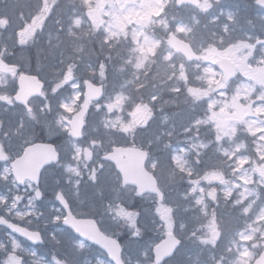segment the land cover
Listing matches in <instances>:
<instances>
[{
  "label": "rangeland",
  "instance_id": "obj_1",
  "mask_svg": "<svg viewBox=\"0 0 264 264\" xmlns=\"http://www.w3.org/2000/svg\"><path fill=\"white\" fill-rule=\"evenodd\" d=\"M82 1L87 2V0H79V7L72 8L73 13L69 16L68 25L58 23V32L61 33L59 39L53 34L47 36V38L43 36V33L48 35L46 30L45 32L42 31L43 24L36 30L39 32V36L42 35L40 39H43V41L41 42L40 40L35 42V45L40 44L42 48L36 50V64L34 63V65L37 66L40 56H43L44 62L39 65V68L36 67L32 69L31 72L33 73V71H35V75L44 83L45 92L39 99L35 100L34 104L31 103V108L33 109V106L35 107V115L34 113L31 116L23 114L24 111L21 109H14L15 106L11 102L12 95L15 93V88H12V86L15 85L14 81L20 73H25L28 68L26 65L27 59L22 52L24 50H21V48L18 49L20 51L17 53L16 58H6V63L0 58V147L1 144H6V142L11 139H17L19 144L25 139H27L25 143L31 142L34 139V127L36 142L42 140L47 142L57 139L58 144L56 149L60 153V160L62 163L57 164L44 174L43 179H41L40 187L43 193H52V189L60 183V181H57V183L54 182L52 170L54 169L56 173L61 172L64 177L63 189L61 190H63L62 192L67 201L72 204V211L77 212L78 209H75L74 203H79V206L82 207V210L79 212L81 214L87 206L83 204L87 202V198L96 200L95 202L89 201V203H92V211L95 212L96 206L102 205V198H112L116 200L119 196L118 193L114 194V188L111 184L112 182L109 183V178L107 182H104L106 181L105 176L109 174L106 172L103 176L99 174L102 179L98 176L100 169H96L95 166L100 152H105L106 148L110 149L113 145L126 143V139L132 136L133 133H141L147 130L145 133L148 134V146L152 147L153 152L161 151L165 153L166 150H161L160 147V144H162L161 140L165 135L167 139L170 138L171 141L173 140L172 134L176 127L171 124V119H177L176 117L168 119L163 115L161 116L162 120L159 121L157 120V114L155 121L149 123L154 113L159 110L155 109L151 114V109L147 107L148 103L139 106L133 103L131 98L126 94H118L115 91L113 93V87H106L104 88L105 95L106 97L108 95V97L105 98L100 105L91 109L92 111L88 115L86 129L84 130L83 141L79 144H75L72 140L66 138L67 127L64 121L68 120L71 114L76 111L82 95V85L77 81L78 72H82L85 76L87 75V78L84 76L83 79H89L91 81H93L96 72L99 73L98 77H96L98 81H104L106 76V74L104 75L98 72L101 65H94V58H91L90 62V57L87 58L86 56L84 60H81V57H79V55L84 52L83 47H79V42L84 43L87 35L83 32V26L92 27L93 30L91 33L93 34L97 32V29H99V31H104L106 36L99 37V40L103 38L104 41L111 35L129 30L127 33H130L131 38L138 44L136 51L140 55V59H142L140 62V65H142L143 61L148 58V55H151L156 46L160 44V41H154L152 39L151 34L153 30L150 31V35L144 34V30L150 29V24H152L153 21L152 17L163 8V5L171 2L170 0H109L108 4L111 7V12H104L97 8L98 0H94V6L86 7L84 14H82ZM208 3L209 1L206 0L204 4L205 12L212 9L207 6ZM49 8L48 4L46 9L48 10ZM65 10L69 11V7L65 8ZM102 15H104L105 18L103 22H100V18L103 17ZM229 16L231 15L229 14ZM171 21L169 22L171 23ZM257 21H259V19H252V23L258 30L259 27L256 26ZM86 22L88 24H85ZM6 23V20L1 19L0 29L7 28ZM16 23H19L18 20H16ZM37 23L38 22L35 21L32 22L31 25H36ZM167 26V24H164V27ZM178 31L182 32L180 29H178ZM173 32L178 34L176 30H173ZM32 33L35 35V32L32 31ZM27 38L28 36L24 37L23 41H26ZM73 38L77 40V45H75ZM1 40L3 42L5 40L2 34L0 43ZM255 40L259 41V39ZM256 41L254 42L255 44ZM241 44L242 43H238L223 54H220V52L213 48L196 49V52L198 51L199 66L202 68V76L208 84L221 83L220 74L213 67L214 61L221 57H228L232 62H235L237 66V78H245L248 84H241V82H239L232 88L230 95H219V98L215 99H211L209 93L216 87L204 88L203 91L195 87L194 89L191 88L190 92V94H195L198 100V96L200 95H208L209 97L207 98H210L207 104L209 119L204 121L200 120L195 123V126L199 124L207 127L210 123H214V126L211 127L212 130L209 129L208 135L210 131H215L214 133L217 134L218 137L215 135L214 139L217 140L216 143L218 146L215 149L213 148L212 151L214 154L216 153L218 155L223 153L222 159L226 161L233 160L235 169H232L230 173L232 180L226 181V179L219 175L215 176L212 173H208L200 180L201 184L193 182L194 184L184 191L187 192L186 194L180 193L177 196H168L166 204L168 206L167 209L171 211V215L168 218L164 219L161 216V211L164 209L161 206H156V208L152 207L151 210L146 213L136 214L135 219L133 218V222L136 226L150 225L147 229L151 238L145 243H125V247L127 248V251L125 249L126 264H152L149 262L150 248L152 246L151 242L153 239H155V241L158 240L156 239L157 237H159V239L162 238L166 233H172L183 241L181 249L175 256V259L168 264H200L203 260L208 264H251L252 259L257 257V254H255L256 250L258 248L260 250L263 246L264 106L258 104V101L261 103L263 98L260 95L254 96V94L258 87L264 86V78L259 68L251 70L240 63V56H237V51L235 49L241 48ZM85 47L88 48V43L85 44ZM253 49H255V47H253ZM32 52H34L35 55V49L32 50ZM2 54L3 50L0 52V56ZM132 55H136V53L132 52ZM161 55H164V51ZM19 56L24 67L19 65ZM168 57L167 55V58ZM178 70L179 77L183 78L180 73V68ZM54 79L56 81H54ZM154 97L155 96L151 97V100H153ZM202 98H200V102L203 100ZM131 103H133L132 109L128 112H123V109ZM159 128H162V130L159 131L160 134L154 136L155 131ZM5 130L10 131L9 133H4L3 131ZM1 132L4 134V140L2 139L3 134H1ZM122 133L126 134L124 138L120 135ZM237 135L239 139H235ZM221 138L228 139V144L230 146L229 151L218 142ZM184 141L187 140L184 139ZM86 150L91 152V160L85 157L84 151ZM248 150H251L253 157L250 158L238 155V152ZM20 153L21 151L19 154ZM183 154L184 152L173 154L174 160L172 162L176 167H166L165 169L164 167L166 165L157 169V166L155 167V162L157 164V158L159 156L149 154L147 169L152 174L154 173L158 176L159 179H161L159 174H162L165 181L161 179L162 185L159 184L163 191H167L181 181L180 179L182 177L173 178L177 168L190 176L191 173L186 169V161H182ZM69 160L73 161V165H65ZM81 168L85 171L90 168L94 170L96 174V177L87 185H84L83 188H81L82 181L80 178L82 177L83 180L87 181L88 177L81 175ZM108 171L110 172L109 177L115 179L116 175L109 169ZM0 181V186L9 185V187L13 188L14 193L20 192V190L14 188L8 169L4 165H0ZM255 182H257L255 184L257 189L256 191H252L250 186L254 185ZM103 183L105 190L104 194L109 195L103 196L102 194L101 197ZM25 191L26 190H23V193ZM27 191L30 192L29 189ZM90 191L95 194L91 195ZM123 192L124 201V196L128 197V194L131 192L128 190H124ZM197 195H199L201 200H199ZM196 196L197 199L196 202H194L193 198ZM189 197L192 198L194 204L191 203L190 206L182 210L179 209L176 205L177 202L180 199H187ZM205 198L214 204L213 208H207L206 201L204 202ZM149 199H147L146 202L152 204V201ZM216 203L221 206L225 205L228 210L232 211L230 214L234 218V222L230 220L225 230H232L235 225L240 229L234 232H223V234H221L218 228L224 225L225 220L230 217V214L226 215L225 220L221 219L220 222L214 219L212 215L216 210ZM10 204L11 208L17 206L23 208V211L15 213L14 218L21 223L32 226L31 220L26 221V218L30 217L33 212L30 210L34 207L33 199L26 198L22 200L19 197H14ZM3 205L4 200L0 197V209ZM194 209L196 210L194 218L193 216L187 217V214H189L187 211H194ZM118 217L121 219L119 215ZM42 224V230L46 231L47 224L44 222H42ZM36 225L39 224L35 223L33 226ZM104 225L106 224H102L101 227L105 228ZM107 227L110 229L108 225ZM133 228L134 225L132 226V229ZM213 230L218 231L223 236H220V241L217 244L209 240V234ZM48 233L44 232L46 242L48 241L50 244H55L56 238H54V236L58 235L60 232L55 231L51 236ZM6 238L9 241L4 249L11 252V256H13L12 253L20 255L19 259L11 258L10 264H23L25 259L22 256H26L31 260L35 259V252L33 250L25 249V246H22L21 243H17V241L11 240L8 237ZM0 248H2V246H0ZM217 257L218 260H216ZM35 264L47 263L42 260L40 262H35Z\"/></svg>",
  "mask_w": 264,
  "mask_h": 264
},
{
  "label": "trees",
  "instance_id": "obj_2",
  "mask_svg": "<svg viewBox=\"0 0 264 264\" xmlns=\"http://www.w3.org/2000/svg\"><path fill=\"white\" fill-rule=\"evenodd\" d=\"M48 4L50 8L46 11L45 7H47ZM44 5L42 4V0H0V22L1 19L6 20L8 27L6 32L3 34V31L0 29V38L1 34L2 37L4 35L5 38L4 42L1 40L0 48H4L5 52L9 54L16 51L19 47L21 48L23 46L22 36L26 34V31L35 29V25H31V23L35 21L43 24V27L48 34L47 36L53 34L59 39L60 33H57L59 28L58 22L62 23L65 19H67L69 12L61 10L58 7L56 8L55 4L52 7L51 0H45ZM224 5L225 6H223L222 9L214 15H196V17H194L195 14L190 12V16L193 17L194 20L192 22H185L184 25L186 29L191 30L194 33L191 39H193V44L198 48H214L220 52V54H223L226 49L233 45H237L240 42V33L244 31V27L246 25L243 18L247 14V11L244 13L245 9H241L242 6L234 4L232 0L228 1V4ZM224 13H231V16L225 15ZM242 15L243 17H241ZM230 18L231 20H229ZM16 20H18L19 23H16ZM32 42H34V38H29L25 44L27 47H32ZM126 51L127 50L119 48L118 52L110 56L111 62L104 63L103 66L108 70L109 74L115 78V86H113L116 87L115 90H118L117 88L119 87L120 89H123L124 86L126 90V85H130L131 88H129V92L135 90L137 91L136 94L144 96L140 97L141 100L139 101L142 105L146 103L144 101H148V99H151L152 96L156 95L157 91H155L153 86L152 88L151 85H145L144 80L149 77L148 75L145 76L144 72L148 71L142 72L141 69H136V66L134 65L136 56L135 59L131 61V59L125 55L127 53ZM96 57L99 59V56ZM8 59H10V57H8ZM30 61L33 62L31 56ZM156 61V64L163 65L160 60L158 61L157 59ZM189 66L190 65L185 62L183 63V78L179 77L176 67L170 72L167 68L166 75H168V78L171 81H174L175 83L180 82L179 85L182 83L181 80H184V89L189 88L192 80L201 81V79L197 78L201 74L200 71H197L196 69V71H191V67L189 68ZM30 68H32L31 65ZM96 76L97 75L95 74L93 77V81L95 83L99 82L98 79H96ZM81 78L82 76H79L77 77V80ZM54 81L56 80L54 79ZM199 89L202 90V87ZM214 93L215 92H210L209 94L210 96H213ZM186 95H188V93L184 95V103L187 99ZM173 96L177 97V94H173ZM205 98H202L203 101L200 103L201 107H199V111L197 110V117L200 119L206 116L205 110L203 109L206 105ZM185 106H191V101L185 103ZM53 142L58 144L57 139L53 140ZM129 144L140 145L142 148L150 150V147H148L145 142L140 144L137 141H130ZM210 151L211 147L208 150H197L194 152L197 157H195L192 167L195 169V173H198L200 176L206 174L208 169L218 170V168L213 167L211 164L213 157L210 156L212 155ZM151 153L159 154V160L161 159L159 162L166 165L164 168L168 167L170 157L172 156L171 152L165 151V153H163L160 151L154 153L151 151ZM174 176L177 177L176 172L174 173ZM173 189L178 191L177 187Z\"/></svg>",
  "mask_w": 264,
  "mask_h": 264
},
{
  "label": "water",
  "instance_id": "obj_3",
  "mask_svg": "<svg viewBox=\"0 0 264 264\" xmlns=\"http://www.w3.org/2000/svg\"><path fill=\"white\" fill-rule=\"evenodd\" d=\"M197 5L194 0H178V4ZM255 5L264 9V0L255 2ZM170 47L180 53L186 60H196V56L191 52L190 48L179 42L176 38L170 37L168 41ZM215 66L223 72V78L228 81L233 76V65L227 60H221ZM83 104L79 111L74 114L66 125L69 128L68 136L74 139H81V130L83 128V119L87 112V103L97 102L102 97V87L94 86L85 81L84 83ZM18 91L14 96V101L20 105L26 106L27 101L40 94L43 86L37 81L36 77L22 75L17 80ZM87 155L88 152H87ZM146 153L134 148H113L110 154H107L102 159L112 163L115 170L118 172L122 186H131L135 188V196L139 197L144 194H152L157 196L159 201H162V194L157 188L155 179L148 174L144 169L146 161ZM58 155L55 147L51 144H35L34 146L25 149L21 158L10 165L11 174L18 184H22L25 180L33 182L38 186L39 175L43 168L56 162ZM57 201L66 208V204L60 194L56 196ZM168 215L167 211L163 212V216ZM63 225L70 228L81 239L88 241L90 244L97 246L103 251L107 258L113 264H122L120 259L121 249L118 243L108 239L102 234H99L93 222L85 220H75L67 216ZM0 226L5 227L11 234L18 238L25 239L31 245L41 244L40 235L36 232H31L25 228L13 225L0 219ZM211 239L218 240V234L213 232ZM179 246V241L172 234H167L164 239L153 248L152 255L155 264H160L165 259L169 258L176 248ZM253 264H264V249Z\"/></svg>",
  "mask_w": 264,
  "mask_h": 264
},
{
  "label": "bare ground",
  "instance_id": "obj_4",
  "mask_svg": "<svg viewBox=\"0 0 264 264\" xmlns=\"http://www.w3.org/2000/svg\"><path fill=\"white\" fill-rule=\"evenodd\" d=\"M52 5H56V8H60L61 10H65V8L69 7V9L73 6H75L77 3H79V0H51ZM48 7V6H47ZM50 7V6H49ZM49 10V9H48ZM46 9V11H48ZM66 11V10H65ZM182 16V12H178L177 14H175L173 16V23L176 26L180 20ZM262 29L264 30V23H262ZM75 41V45H77V40L75 38H73ZM79 47H83V53L81 55H79V57H81V60L86 59L90 57V62H91V58L95 53H98L100 51L91 49V48H86L85 44L82 42H79ZM208 49V48H207ZM211 49V48H210ZM164 51V55H162L161 60L163 62L162 68L167 71V65L175 62V61H179L182 58H184L180 53L176 52L172 47H170V45H165L163 48ZM167 55L169 56L167 58ZM77 57V56H76ZM240 60L243 65L245 66H257V65H262L264 63V58L259 54L258 50H253L250 52L245 53L243 56H240ZM44 71V69H43ZM98 72L103 73L105 76V79L110 80V82H113V79L111 78V75L109 74L108 70L106 68H104V66H102ZM105 72V73H104ZM96 75L98 77L99 73L96 72ZM150 83H153L155 86V90H157V93H159L160 95V105L153 107V109L151 110V112L153 113V111L155 109L159 110L157 112H155L156 114H158L157 116V120L161 121L163 114L168 113L171 116H174L178 119V126L175 129V131H173V136L174 137H187L188 135L186 134H182V132L180 131L183 128H187L189 133H190V137L196 141V142H201L204 145H206L204 138L208 135L209 129L212 130V126H214V123L210 125H208L207 127H204L202 125H197L195 126L196 122L204 121L209 119V115L207 114L204 118H198L196 116V111L194 109H189L186 108L184 106V104L181 102V100H183L184 98V88L180 87V86H176L173 84L174 81H171L166 74L161 72V75H155L152 76L149 81ZM239 82H241V84L245 83L248 84V81L245 78H237L236 79V84H238ZM174 90V91H173ZM214 92L216 94L220 93V88L216 87L214 89ZM173 94H177V97L173 96ZM15 96V93L12 95ZM211 132V131H210ZM167 133V132H165ZM213 141L217 142L216 139L213 138ZM220 142V140L218 141ZM223 146L226 147L227 151L230 150V146L222 143ZM174 160V158L171 156L170 160L168 163V167L169 168H175L176 166L174 165V163L172 162ZM231 163V161H226L225 159H213L211 164L213 167L218 168L220 170H223L227 165H229ZM202 179V176H200L198 173H194L192 178H186L182 180V186L184 188H188L189 184L193 183V182H197L198 184L200 183V180ZM190 182V183H189ZM199 197V195H197ZM197 196L193 198L194 202H196ZM207 197V195H206ZM199 200H201V198L199 197ZM210 202L208 199L205 198L204 202ZM190 202L192 204H194L192 202V198L190 199ZM205 202V203H206ZM15 209H9V208H1L0 209V219L4 218V217H8L12 214V212ZM0 239L5 240L7 239L5 234H1L0 235Z\"/></svg>",
  "mask_w": 264,
  "mask_h": 264
},
{
  "label": "flooded vegetation",
  "instance_id": "obj_5",
  "mask_svg": "<svg viewBox=\"0 0 264 264\" xmlns=\"http://www.w3.org/2000/svg\"><path fill=\"white\" fill-rule=\"evenodd\" d=\"M18 108L20 109V107H18ZM33 112L35 115V107L34 106H33ZM33 136H34V139L31 141V143H35V127L33 130ZM2 139L3 140L5 139L4 134H3ZM26 140L27 139L23 140L19 144L17 142V139L16 140L11 139L10 141H7V143L12 142L10 145L1 144L0 157L2 156V157H4V159L0 161V165H4L5 167H7L9 176H10L9 164L15 158L18 157L17 155L19 154L20 151L22 152L26 146H29L28 143H25ZM12 183H13L14 188H16L17 190H20L19 193H17V192L14 193L13 188L9 187V185H3V186L1 185L0 186V196L4 200V205L2 208L15 209L10 216L4 217V219L9 221V222H13L15 224H21V226L23 225L24 227L31 229L32 231H35V227H41L42 228V226H43L42 222H47L48 223L46 225L47 231H49V232L50 231H53V232L59 231L60 232L58 235L54 234L55 238H56V243H55L56 246L67 245V244L72 246V243H74V240L71 239L73 236L71 234V232H69L67 229H65L62 226V221L64 220L67 211L76 218H91L96 222L97 225H99L100 215H97V216L94 215L93 217L84 216L83 214L79 213L82 210V207H80L79 203H77V202L74 203L75 209H78L77 212H74L71 210V205L68 201H67V203H68V210L67 211L60 208V207L47 208V207L43 206V204L45 202L44 201V193H43L41 201L39 200L40 202H38L36 204L37 206L35 207V187H32L29 183H25L24 186H18L17 183L13 179H12ZM28 189L30 190V192L27 191ZM23 190H26V191L23 193ZM14 197H19L22 200H24L26 198H32L33 199L34 207L30 209L33 212L31 213L30 217L26 218V221L31 220L32 226H28V224L21 223L17 219L14 218L16 212L23 211V208H21L19 206L11 208L10 203ZM186 205H187V200H182L181 201V210ZM88 206L92 207V203H88ZM93 206L95 207L94 204H93ZM26 209H29V208H26ZM115 213H116L115 210L114 211L108 210L107 215L110 218V221L116 220ZM35 223H37L39 225L33 226V225H35ZM99 227L100 226H98V228ZM53 232H52V235H53ZM3 234H5V236L10 238L11 240L17 241V243L19 242L25 247H27V246L29 247V245L26 242H24L22 240H16L6 230L3 231ZM8 241H9L8 239H5L3 241V243L7 244ZM75 241H76V245L72 246V247L83 246L84 250L81 251L80 257H75L76 258L75 260L65 261V264H104L102 257H99L97 255L94 248L88 247L87 245H84L83 243L77 241V239H75ZM77 244H78V246H77ZM79 245H81V246H79ZM30 249H32V248L30 247ZM58 257H60V256H58ZM51 258L54 261V264H57L55 262L57 255L56 254L52 255ZM64 258H66V257H64ZM24 259H25V261L23 262V264H35V259L31 260L30 258H27V257L26 258L24 257ZM0 264H10V259L7 257H0Z\"/></svg>",
  "mask_w": 264,
  "mask_h": 264
}]
</instances>
